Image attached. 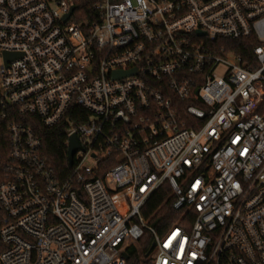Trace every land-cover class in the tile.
<instances>
[{"label": "built area", "instance_id": "obj_1", "mask_svg": "<svg viewBox=\"0 0 264 264\" xmlns=\"http://www.w3.org/2000/svg\"><path fill=\"white\" fill-rule=\"evenodd\" d=\"M74 106L62 180L32 122ZM146 236L143 264H264V0H0V264H128Z\"/></svg>", "mask_w": 264, "mask_h": 264}, {"label": "trees", "instance_id": "obj_2", "mask_svg": "<svg viewBox=\"0 0 264 264\" xmlns=\"http://www.w3.org/2000/svg\"><path fill=\"white\" fill-rule=\"evenodd\" d=\"M234 50V52L243 56L244 60L253 61V49L257 46L254 39L243 40L239 42H232L228 44ZM80 114H85L83 110L79 107L74 106L69 114L68 118L63 121L58 126L47 129L43 127L38 119H33V128L37 135L40 137L43 147L42 156L47 161V163L55 170L60 179H65L69 176L71 169L68 162V135L67 130L71 122H80ZM86 113V119H87ZM116 164V156L108 157L104 160L101 165V170H99L97 176L104 177L107 172ZM170 196V190L167 185H165L161 190H159L153 197L152 201L149 202L145 209V215L150 217L151 214L163 204ZM172 201V200H171ZM171 201L166 202L163 208L158 212L157 218L153 220V224L157 226L161 231L167 226H170L177 216L173 211ZM140 243L145 244V253L150 252L151 241L149 236H146ZM130 259L128 264H140V259L137 254V249H132L130 252Z\"/></svg>", "mask_w": 264, "mask_h": 264}, {"label": "water", "instance_id": "obj_3", "mask_svg": "<svg viewBox=\"0 0 264 264\" xmlns=\"http://www.w3.org/2000/svg\"><path fill=\"white\" fill-rule=\"evenodd\" d=\"M74 11V9H73ZM71 13L65 18L66 20L70 17ZM20 55L19 54H11V53H5V58L7 59V62L12 61L14 59H17ZM136 71H128V72H117L115 73V78H121L125 77L135 73ZM68 162L70 163L69 166L72 167L74 164V157L75 155L82 150V146L80 144V141L76 135H72L69 138V145H68Z\"/></svg>", "mask_w": 264, "mask_h": 264}, {"label": "rangeland", "instance_id": "obj_4", "mask_svg": "<svg viewBox=\"0 0 264 264\" xmlns=\"http://www.w3.org/2000/svg\"><path fill=\"white\" fill-rule=\"evenodd\" d=\"M86 164L89 165V166H92V167L95 166V163H94L93 160L86 161ZM145 244L140 243V242H135L134 243V245H135V247L137 249V254H138L139 259H140V263L142 262V264H143V262L148 260V258L146 257V253H145L146 252L145 249H146L147 245L145 246Z\"/></svg>", "mask_w": 264, "mask_h": 264}]
</instances>
